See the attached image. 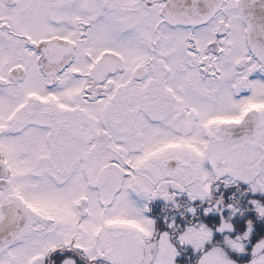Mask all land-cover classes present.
I'll list each match as a JSON object with an SVG mask.
<instances>
[{
	"label": "snow or ice",
	"instance_id": "obj_1",
	"mask_svg": "<svg viewBox=\"0 0 264 264\" xmlns=\"http://www.w3.org/2000/svg\"><path fill=\"white\" fill-rule=\"evenodd\" d=\"M0 264H264V0H0Z\"/></svg>",
	"mask_w": 264,
	"mask_h": 264
}]
</instances>
